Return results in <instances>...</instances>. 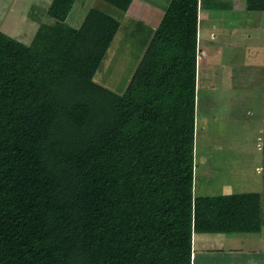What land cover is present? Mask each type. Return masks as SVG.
<instances>
[{
    "label": "trees",
    "instance_id": "trees-1",
    "mask_svg": "<svg viewBox=\"0 0 264 264\" xmlns=\"http://www.w3.org/2000/svg\"><path fill=\"white\" fill-rule=\"evenodd\" d=\"M199 1L131 32L123 93L95 81L121 31L106 12L76 29L77 0H53L30 45L0 31V264H193L195 234L262 233L261 193L195 195Z\"/></svg>",
    "mask_w": 264,
    "mask_h": 264
},
{
    "label": "rangeland",
    "instance_id": "rangeland-1",
    "mask_svg": "<svg viewBox=\"0 0 264 264\" xmlns=\"http://www.w3.org/2000/svg\"><path fill=\"white\" fill-rule=\"evenodd\" d=\"M225 1L229 3L225 2L229 5L228 10L220 11L225 21L221 13H211L208 25H201H204L201 36L203 42H215L216 53L217 50L224 52V57L229 53L226 58H230L232 53L238 62L233 63V80L226 77L227 68H222L223 60L211 59V69H202L206 83L203 81L201 87L198 73L195 195L221 196L253 192L261 193L264 200V13L246 11L244 0ZM52 2L0 0V31L30 45L37 32L52 22L47 15ZM235 3H240V10L232 14L230 9ZM89 8L104 11L123 25L127 24V20L122 19L123 13L100 0H77L68 19L71 27H80ZM205 13V10L201 11V14ZM203 21L205 23V17ZM231 24L236 25L234 28L237 29L233 31ZM130 34L124 30L118 33L109 49L108 59L104 60L95 77L97 83L117 93L126 90L137 67L141 47ZM203 56L202 60L209 58V54L204 53ZM214 62L216 66L220 62L221 71ZM236 94L241 99L235 98ZM221 238L195 234V263L198 262L200 251L210 249L202 243L203 240L210 244L213 240L215 244H222ZM231 238L227 237L226 243H232ZM215 244H212L213 250L221 248Z\"/></svg>",
    "mask_w": 264,
    "mask_h": 264
},
{
    "label": "crops",
    "instance_id": "crops-1",
    "mask_svg": "<svg viewBox=\"0 0 264 264\" xmlns=\"http://www.w3.org/2000/svg\"><path fill=\"white\" fill-rule=\"evenodd\" d=\"M171 2L172 0H133L127 13L123 14L124 16L122 19L127 20L126 22L127 24L123 25L121 22V30L129 31L130 33L137 32L135 35L137 36L136 38L139 42H141L142 38H146L147 40L149 37L150 31L153 32L159 28L163 18L166 15V12L169 9ZM199 2H200L199 3V27H198L199 56H198V66H197V80H198V73L200 72V75H199L200 76V82H199L200 86L199 87L203 85V81L204 83H206V80L203 78L202 69H205V71H209L211 69L210 63H212L213 61V60L211 61V59H216V60L218 59V61L220 60V62L221 60H223L222 68L223 67L225 69L227 68L226 77H228L229 80H233V76H234L233 63L238 62V58H233L232 53H230V58H226V56L229 53L226 54V56L224 57L223 55L224 52L223 53L221 51L219 52V50H217V53H216L215 51L216 46L214 44L215 42H213V40H206L205 42H203V38L201 36L204 31V25L205 26L208 25L207 23H209V21L211 20V13L213 12L221 13L222 19L225 21L224 14L220 11H223L225 9L227 11L228 10L227 7L229 6L227 4L229 3H227V1L225 0H200ZM225 2L227 4H225ZM243 3L246 7L245 0ZM204 4L205 6H203ZM233 8L230 9L232 14L235 12H239L240 3H235ZM204 10L206 11V13L201 14V11H204ZM203 17H205V23L203 21ZM207 17L210 19L207 20L206 19ZM202 23L204 24L203 26H201ZM228 24L229 22L226 21V25ZM234 26L236 25L231 24L230 26V28H232L233 31L237 29V28H234ZM140 32H145V34L142 36ZM206 33L207 32L205 31V34ZM216 38L218 37L216 36ZM206 39H208V37ZM141 53H144V50H142ZM204 53L209 54V58L202 60L204 57L203 56ZM139 61L140 60L138 56L137 65ZM220 62H217V66L215 62L214 64L216 67L220 68V71H221V67L219 64ZM236 97L238 99H241L239 94H236L235 98ZM262 198H263V195H262ZM263 210H264V200H263ZM216 237L217 238L222 237L221 238L222 244H219V243L215 244L213 243L214 240L211 241V244H210L209 242H205L203 240L202 243L204 245L209 246L210 249L206 248L207 249L206 251H202V252L200 251L198 262L195 263V260H193V264H264L263 231L261 234L217 235ZM227 237L228 238L232 237L231 238L232 243H229V244L228 242L226 243ZM212 244L217 245V248H220V247L221 248L213 250Z\"/></svg>",
    "mask_w": 264,
    "mask_h": 264
}]
</instances>
